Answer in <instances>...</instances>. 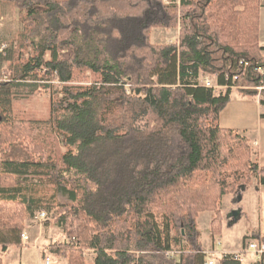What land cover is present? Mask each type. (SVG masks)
Instances as JSON below:
<instances>
[{
    "label": "trees",
    "instance_id": "16d2710c",
    "mask_svg": "<svg viewBox=\"0 0 264 264\" xmlns=\"http://www.w3.org/2000/svg\"><path fill=\"white\" fill-rule=\"evenodd\" d=\"M167 2L0 0L25 16L32 49L0 82L2 251L21 247L24 220L45 210L64 234L50 252L67 264H88L86 252L91 264H205L199 214H214V244L222 199L237 206L242 188L264 185L249 141L218 122L233 90L264 106L261 0ZM176 28L177 42L152 43L153 30ZM23 37L0 47L12 63ZM83 74L92 81L75 85ZM55 81L47 122L65 150L57 159L10 109ZM172 249L179 262L165 256ZM220 264L241 262L227 254Z\"/></svg>",
    "mask_w": 264,
    "mask_h": 264
},
{
    "label": "rangeland",
    "instance_id": "374dc122",
    "mask_svg": "<svg viewBox=\"0 0 264 264\" xmlns=\"http://www.w3.org/2000/svg\"><path fill=\"white\" fill-rule=\"evenodd\" d=\"M167 1V0H166ZM25 16L18 13L17 9L13 7L11 4H1L0 5V47L2 45H6L10 47L11 44H14L19 41L20 37L25 35V27H24ZM44 26L40 27L38 32L43 33ZM179 28L171 31H164L162 29H155L151 33V41L154 44L165 45L172 44L178 41ZM40 36V35H39ZM35 38L39 39L37 35H34ZM259 39L262 45H264V0H261V10H260V24H259ZM20 42L24 46L23 50L19 53L13 54L12 61H10V57L0 50V82L7 81V77L5 76L4 70L10 66V64H15L16 62L20 63L22 60L28 58L29 54H31L32 49L29 47V44L26 43V40L21 38ZM3 48V47H2ZM46 58H49V54H46ZM17 63V64H18ZM92 76L89 74L79 75L77 77L75 85L84 86L89 85L92 81ZM215 77L209 75H201L198 79V83L202 86L212 87L215 85ZM237 91V90H235ZM60 86L58 83L52 82L49 87L39 88L38 91L32 95L27 96H14L11 99L10 109L11 114L14 119L19 121H31L33 122V126L35 128V139L34 142L37 144H41L47 152L51 153V155L57 159L64 153V148L60 143V139L56 136L55 133L51 130L48 125L49 119V111L50 104L52 101L58 99L60 97ZM219 92V91H218ZM238 92V91H237ZM260 92V91H259ZM249 97L242 98L240 94L236 93L231 96V100L223 110L219 117V125L221 127H225L227 129L242 127V124L247 121H251L249 128L251 130L257 129V124L255 122V103L251 101V99H246ZM247 116V117H246ZM243 120V121H242ZM262 139L257 140L255 143V148H258L259 154H261V149L264 148V126L262 128ZM238 134V133H237ZM240 135V134H239ZM241 136V135H240ZM244 137V136H242ZM257 145V146H256ZM257 151V150H254ZM264 157V151H263ZM253 161H255V157L253 156ZM254 181V180H253ZM253 181L247 186V192L242 197L241 206L244 213L239 220L232 225L231 228H228L224 223V219L227 216L228 219L233 221L232 217H229V214L233 211L232 204H227L228 197L222 199L221 207H220V216L222 219V230L221 234L216 235L214 237V244H212L211 235L209 234L208 225L206 222L202 220L198 223V231L200 233V242L205 246L207 250L214 246V250L217 252L213 254L206 255V262L211 260L214 264H220L221 253H225L228 250H236L239 253L246 248V244L255 238L252 237L254 232H257L259 228L264 230V190L262 194L257 195V189L253 183ZM234 200L233 195H229ZM236 206V205H234ZM238 207V205H237ZM240 210V209H234ZM45 211V210H44ZM38 213V212H37ZM241 214V211H240ZM36 215V214H35ZM211 217V220L213 218ZM52 215L47 213V220L45 222L39 223L35 221L32 217H29L23 222V232L26 229H34L38 232L46 230L47 236L51 235V244L56 242H61L64 237L62 229L54 223V220L51 218ZM210 220V223H211ZM198 221V219H197ZM247 238H243L244 235H247ZM220 241V246H216V242ZM45 245L47 243L43 242ZM242 249L239 250L240 246ZM32 245V244H30ZM50 248V247H49ZM18 250L13 248L10 251V255L8 258L18 257ZM27 257L20 262V264H44V258L36 249L28 247L26 250H23ZM222 254V255H224ZM232 255V254H231ZM46 257H48L50 264H57L56 258L58 256L51 255L50 253H46ZM92 253L86 252L85 258L88 261V264L92 262ZM248 257V256H247ZM62 258V257H61ZM254 257L250 255L243 264H248L250 259ZM66 263V262H65ZM11 264V263H10ZM13 264H19L14 262Z\"/></svg>",
    "mask_w": 264,
    "mask_h": 264
},
{
    "label": "crops",
    "instance_id": "0c3cea01",
    "mask_svg": "<svg viewBox=\"0 0 264 264\" xmlns=\"http://www.w3.org/2000/svg\"><path fill=\"white\" fill-rule=\"evenodd\" d=\"M259 41H260V39H259ZM260 46L264 47V45H262L261 42H260ZM261 55H262V57H264V52H262ZM212 87H215V85L212 86ZM236 93L240 94L242 98L246 97V96L242 95L241 93H239V92H237L235 90L232 91L231 96L233 94H236ZM247 97H249V98H246V99H251V101H254V103H255V119L254 120H255V122L257 124V129L255 130V132H253L254 130H251V128H249V126L251 124V121H249V120L247 121V119L242 124V127H237V128H231L230 127L229 129H232V130L236 131L238 134H240L241 136H244L249 141L250 145L253 148V151L257 150V151H254L255 162H256V164L259 167H261V166H264V157H263L264 148L263 147L260 148L262 152H261V154H259L258 148L257 147L255 148V143H257V140L262 139V137H263L262 128L264 126V106H262L260 104V101L262 100V98L260 96H257V97L247 96ZM222 128H225V127H222ZM253 183H254V185H255V187L257 189V195L258 194L259 195L262 194V191L264 190V185L261 184L258 179L254 180ZM247 189H248V187H246L244 190H241V199L239 201L238 207L234 206V205H229V207L232 206V208H233L232 210H234L235 208L236 209H240V211H241L240 217H242V215L244 213L242 207L240 208V206H241L242 197L247 192L246 191ZM227 197H224L223 199H225V198L228 199V202H226L227 208H228V204H232L233 200H232L231 196H227ZM212 214H213L212 212L200 213L199 216H198L197 225H198L199 221H201V220L203 222H206V225H208V230L210 232V220H211ZM224 223H225V225H227L228 228H231L232 225L235 224V223H232L231 220L227 218V216L224 219ZM23 234L26 236V241H25L24 246H22V244H21V247H10L6 251H2L1 248H0V262H1V264H10V263L13 264L14 262H17V263L20 264V262L24 259V257H27V254H25L23 252V250H26L28 247H31V248L36 249L38 251H41L39 253L44 258V264H46L45 260H46V258H48V257H46V253L48 252L51 255H53L50 252V248H49L50 247L49 244L51 243V235L47 236L46 230H44V232H42V231L38 232L37 230H34L32 228L31 229H26L25 232H23ZM255 235H257L258 238H261V239L264 238V230H261L259 228V230L257 232H254L252 234V237H254ZM247 236H248V234L244 235L243 238H247ZM43 242L47 243V245H45ZM30 244H32V245H30ZM243 245L244 244H242L239 247L240 248L239 250L242 249ZM202 246H203V249H204L206 255L210 254L209 252L214 248V246H211L212 248H210V250H207L203 244H202ZM246 246H247V244H246ZM13 248L18 250V252H17L18 253V257L15 256V257H12V258H8V256L10 255V251ZM236 252H238L237 249L236 250L231 249V250L226 251L225 253L234 254ZM221 254H223V253H221ZM249 256L250 255H248V257ZM248 257L246 256L245 259L241 262V264H243L244 261ZM220 258H222V257H220ZM56 260H57V264H67V261L64 258L58 257V258H56ZM209 261H211V260H209ZM48 264H50V261H49ZM205 264H207V262ZM213 264H214V262H213ZM248 264H256L255 257L253 259H250Z\"/></svg>",
    "mask_w": 264,
    "mask_h": 264
},
{
    "label": "built area",
    "instance_id": "2783aa9c",
    "mask_svg": "<svg viewBox=\"0 0 264 264\" xmlns=\"http://www.w3.org/2000/svg\"><path fill=\"white\" fill-rule=\"evenodd\" d=\"M165 3H168L166 0H163ZM3 47V45H2ZM1 50V49H0ZM247 63H244L243 66H246ZM256 72L264 77V68L263 67H258L256 69ZM264 90V87H259L258 91H262ZM35 221L42 223L45 222L47 220V214L44 211H40L38 213H36V215L33 218ZM26 241V236L24 234L21 235V244L22 246H24ZM64 239L61 240V242H63ZM68 243L72 246L76 245V240L75 239H71L68 240ZM220 241L216 242V246H220ZM210 254H215L217 253L214 248L209 252ZM180 254L181 251L177 250V249H172L170 251H168L165 256L169 259L174 260L175 262H179V258H180ZM224 254V253H223ZM222 255V254H221ZM227 255V254H224ZM222 255V256H224ZM231 255V254H228ZM248 255H252L253 257H255V261L256 264H264V242L262 241L261 238H259L258 240L254 239L251 240L250 242H248L246 248L239 252V253H234L232 254V256L236 259L239 260L240 262H242L246 256ZM45 263L48 264L49 263V259L46 258ZM207 264H213V262L209 261L207 262Z\"/></svg>",
    "mask_w": 264,
    "mask_h": 264
},
{
    "label": "water",
    "instance_id": "95a60500",
    "mask_svg": "<svg viewBox=\"0 0 264 264\" xmlns=\"http://www.w3.org/2000/svg\"><path fill=\"white\" fill-rule=\"evenodd\" d=\"M241 190H244V188H242ZM241 197H239V201H240ZM229 217L233 218L232 223H235L239 218H240V210H233L230 214Z\"/></svg>",
    "mask_w": 264,
    "mask_h": 264
}]
</instances>
